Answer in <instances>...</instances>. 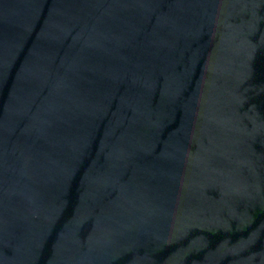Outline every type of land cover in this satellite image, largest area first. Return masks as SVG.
<instances>
[{"label":"water","instance_id":"water-1","mask_svg":"<svg viewBox=\"0 0 264 264\" xmlns=\"http://www.w3.org/2000/svg\"><path fill=\"white\" fill-rule=\"evenodd\" d=\"M0 264H264V0H0Z\"/></svg>","mask_w":264,"mask_h":264}]
</instances>
